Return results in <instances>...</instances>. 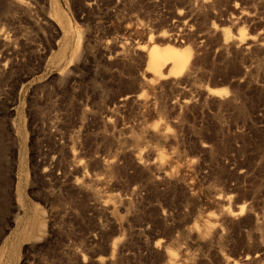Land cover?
Here are the masks:
<instances>
[{
    "label": "rangeland",
    "instance_id": "obj_1",
    "mask_svg": "<svg viewBox=\"0 0 264 264\" xmlns=\"http://www.w3.org/2000/svg\"><path fill=\"white\" fill-rule=\"evenodd\" d=\"M0 264H264V0H0Z\"/></svg>",
    "mask_w": 264,
    "mask_h": 264
},
{
    "label": "bare ground",
    "instance_id": "obj_2",
    "mask_svg": "<svg viewBox=\"0 0 264 264\" xmlns=\"http://www.w3.org/2000/svg\"><path fill=\"white\" fill-rule=\"evenodd\" d=\"M178 50L179 49L174 48V47L173 48L172 47H161V46L153 45L152 47L148 49L147 66L152 69H156L158 68V66H160L163 63L164 60L168 61V59L169 60L171 59L173 61V65L170 71L174 72L177 67V61H178L177 59H178V52H179Z\"/></svg>",
    "mask_w": 264,
    "mask_h": 264
}]
</instances>
